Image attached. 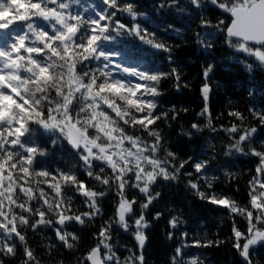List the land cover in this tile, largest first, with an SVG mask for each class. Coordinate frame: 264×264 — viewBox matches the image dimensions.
<instances>
[{"label":"snow or ice","instance_id":"obj_1","mask_svg":"<svg viewBox=\"0 0 264 264\" xmlns=\"http://www.w3.org/2000/svg\"><path fill=\"white\" fill-rule=\"evenodd\" d=\"M156 9L157 13L168 9L167 15L183 13L190 18L198 12L203 31L197 32V43L207 54L211 55L223 33L228 46L243 55L242 63L249 71L254 65L264 68V0H160ZM210 9L218 10L221 18L213 22L207 15ZM124 14L130 18L128 23L122 19ZM141 18L146 20L147 14L138 13L134 3L123 0L87 5L82 0H0V264L16 258L21 248L20 264H40L29 244L28 229L33 233L53 231L59 246L73 249L80 237L69 229L74 224L94 222L102 214V201L110 191L116 197L115 215L93 234L98 243L77 264H144V230L150 226L145 214L161 195L153 192V186L178 181L181 175L195 176L187 186L201 200L228 210L233 217L232 247L243 264H255V250L264 246V151L253 145L257 133L264 130V110L249 109L260 128L249 125L242 129L237 123L222 127L232 141L225 156L235 152L259 160L249 181L248 206H241L215 193V178L208 175L209 160L193 162L191 156L180 160L157 127L169 117L159 109L157 100L162 95L161 81L174 78L179 89L178 67H171L170 72L145 70L114 59L120 53L110 46L129 36L153 51L168 53L169 65H175L173 47L159 39L158 29L177 36L181 30L171 23L144 27ZM213 69V63L204 68L200 90L205 106L199 115L209 116L206 127H211L208 101ZM228 115L238 121L245 119L238 111ZM178 116L173 109L171 118ZM129 128L146 133L151 142L130 134ZM191 128L203 130L197 123ZM182 135L191 137L193 132ZM40 137L50 140L53 151L59 146L78 161L67 169L37 168L38 158L49 154L48 148L38 143ZM260 143L264 145V141ZM161 152L166 153L163 159ZM80 174L103 187H90ZM68 187L84 197L88 211H74L75 196L65 191ZM130 189L144 197L134 220V237L141 254L132 253L121 261L111 243V228L116 224L125 232L130 230L129 219L137 204V197L129 195ZM160 215L157 212L155 218ZM237 216L246 220L245 230L237 226ZM180 223L177 216L169 221L173 229ZM168 235L173 237L172 232ZM181 235L187 237V233ZM192 243L208 247L217 242ZM59 246L50 240L49 253ZM186 246L176 249L173 264H198L196 258L183 261Z\"/></svg>","mask_w":264,"mask_h":264},{"label":"trees","instance_id":"obj_2","mask_svg":"<svg viewBox=\"0 0 264 264\" xmlns=\"http://www.w3.org/2000/svg\"><path fill=\"white\" fill-rule=\"evenodd\" d=\"M82 2L85 5L93 2L100 4L101 0H82ZM123 2L134 3L138 13L147 14L146 20L143 18L140 20L144 27L155 28L160 24L171 23L181 30V36H177L174 32L158 29L159 39L173 47L172 56L175 65H169L168 53L153 51L129 36L121 37L118 43L110 46L120 53L114 58L116 62L123 61L138 65L145 70L158 69L164 72H170L173 66L178 67L181 77L180 88L177 89L174 78L164 79L160 85L162 95L157 97L159 109L169 113L168 120L159 121L157 125L166 139L167 147L175 152L180 160L187 159L189 156L193 158V162L209 160L208 175L215 178L213 181L215 193L234 199L241 206H248L249 181L256 174L255 169L259 160L257 157L235 152L225 156L227 146L232 141L222 127H230L233 123L239 124L242 129L249 125L261 127L259 121L253 119L249 109L264 110V68L254 65L249 71L242 63L245 59L243 55L235 53V50L228 46L223 33L216 39L211 55L207 54L197 43L196 34L203 31L199 27L198 12L193 13V18L183 13L167 15L168 9L157 13L156 5L160 0H123ZM77 7L79 6H74V9ZM207 15L213 22L221 18L218 10L210 9ZM223 18L227 19V16ZM122 19L125 23L130 21L126 14ZM251 62L248 61V63ZM209 63L214 64V69L209 81L211 92L208 108L211 127H206L209 116L199 115L205 106L200 90L204 83L203 70ZM173 109L179 112L177 119L171 118ZM185 109L187 111H184ZM230 111L240 112L245 119L236 120L228 115ZM193 123L199 124L203 130L201 132L192 130ZM212 128L217 131L213 132ZM127 131L141 136L145 142L150 143L152 140L140 130L129 128ZM188 131L193 132L191 137L182 135L183 132ZM254 141L253 146L264 151V145L260 143L264 141V130L257 133ZM38 143L42 148H48L49 154L47 157L38 158L41 162L37 164V168L67 169L72 163L78 161V158L75 160L72 158L68 150L59 146L53 151L47 137H40ZM159 155L163 159L166 153L161 152ZM188 170L192 171L191 167ZM226 173L232 175H226ZM79 178L85 180L90 187H103L86 175L80 174ZM189 179H195V176L181 175L178 181H161L153 186V192H160L161 195L153 201L145 214V219L150 226L144 230L147 240L146 246L142 249L144 264H173L176 249L182 244L187 245L183 248L185 262L196 258L198 264H243L242 258L232 247L233 217L229 215L227 209L201 200L187 186ZM201 184L203 188L202 181ZM65 191L75 196L73 209L77 214L88 211L83 203L84 197L76 195L71 187L66 188ZM129 195L137 197L135 214L129 219L130 230L125 232L116 224H113L111 228V243L121 261L132 253L137 256L141 254L134 237V220L139 216V205L144 203V197L135 189H130ZM115 200L114 191H110L102 201V214L94 222H86L84 225L74 224L69 229V231H75L80 237L74 242L73 249L59 246L53 231L41 230L33 233L28 229L29 244L40 264H77L78 259L82 260L98 243V240L93 238V234L99 232L104 221L114 217ZM157 212L161 213L158 219L155 218ZM173 216L182 220L176 229L171 228L169 224ZM235 221L241 230L246 229L247 222L243 217L237 216ZM169 232L173 233L171 239H169ZM182 233H187V237H182ZM50 240L59 246L53 254L49 253L47 247ZM194 240L201 241V244L209 240L217 243L208 247H196L192 243ZM20 255H22V248L16 258H8V264H20ZM254 260L255 264H264V246H257Z\"/></svg>","mask_w":264,"mask_h":264},{"label":"water","instance_id":"obj_3","mask_svg":"<svg viewBox=\"0 0 264 264\" xmlns=\"http://www.w3.org/2000/svg\"><path fill=\"white\" fill-rule=\"evenodd\" d=\"M146 244H147V240H146V242H145V245H144V247L146 246ZM144 247H143V249H144ZM140 248V247H139Z\"/></svg>","mask_w":264,"mask_h":264}]
</instances>
